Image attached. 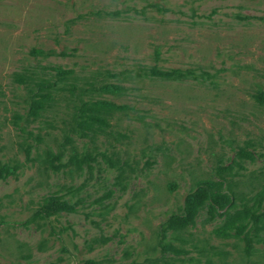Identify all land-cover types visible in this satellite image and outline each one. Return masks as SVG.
Segmentation results:
<instances>
[{
	"label": "rangeland",
	"instance_id": "374dc122",
	"mask_svg": "<svg viewBox=\"0 0 264 264\" xmlns=\"http://www.w3.org/2000/svg\"><path fill=\"white\" fill-rule=\"evenodd\" d=\"M0 264H264V0H0Z\"/></svg>",
	"mask_w": 264,
	"mask_h": 264
},
{
	"label": "trees",
	"instance_id": "16d2710c",
	"mask_svg": "<svg viewBox=\"0 0 264 264\" xmlns=\"http://www.w3.org/2000/svg\"><path fill=\"white\" fill-rule=\"evenodd\" d=\"M106 87H109L108 88L109 91H112L113 89L117 88L116 86H113V85L106 86ZM46 96H47V94L38 95L37 99L35 100V102L33 104L34 109L37 108L36 111H39L40 108H41L40 104H39L40 103V99H42V98H44ZM34 113H37V112H34ZM68 145H69V151H70V155H71V160H73V159H75V157L78 154V149H77V146L73 142H68ZM217 170H218V172H222L223 173L225 171V168L223 166H219ZM206 198H207V193L204 190L197 189V190L193 191L188 196L187 203H188L189 208L194 209L196 206H198L200 203H202ZM52 204L54 205V206H51V207H53V211L58 212L59 208H60L59 204L56 201H52ZM46 207H49V206H46ZM46 213H49L48 210H46Z\"/></svg>",
	"mask_w": 264,
	"mask_h": 264
}]
</instances>
